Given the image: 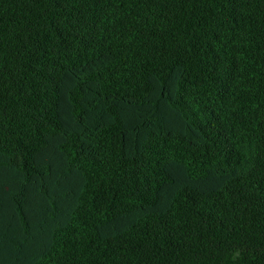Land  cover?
<instances>
[{
  "label": "trees",
  "instance_id": "trees-1",
  "mask_svg": "<svg viewBox=\"0 0 264 264\" xmlns=\"http://www.w3.org/2000/svg\"><path fill=\"white\" fill-rule=\"evenodd\" d=\"M0 264H264V0H0Z\"/></svg>",
  "mask_w": 264,
  "mask_h": 264
}]
</instances>
